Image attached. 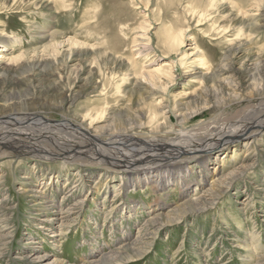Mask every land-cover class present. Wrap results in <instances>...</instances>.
I'll return each instance as SVG.
<instances>
[{
  "label": "rangeland",
  "instance_id": "obj_1",
  "mask_svg": "<svg viewBox=\"0 0 264 264\" xmlns=\"http://www.w3.org/2000/svg\"><path fill=\"white\" fill-rule=\"evenodd\" d=\"M0 45V117L65 119L99 145H208L264 102V0H0ZM157 68L169 78L153 87ZM156 99L167 126L151 132ZM1 127L0 153L8 140L20 154L0 156V264H264V131L214 149L204 170L181 157L185 196L136 184L115 151L70 130Z\"/></svg>",
  "mask_w": 264,
  "mask_h": 264
},
{
  "label": "bare ground",
  "instance_id": "obj_2",
  "mask_svg": "<svg viewBox=\"0 0 264 264\" xmlns=\"http://www.w3.org/2000/svg\"><path fill=\"white\" fill-rule=\"evenodd\" d=\"M188 12H192L193 16L198 15L197 12H194L191 9H189ZM183 37L184 35L182 34V32L178 33L177 35H173V33H171L169 35V44L171 46H175L177 48L176 50H180L183 43ZM130 66L133 68L131 64ZM166 73L169 72H166L162 68H157L154 74L156 77H150V74L148 75L149 83H151L153 87H156L157 84L161 85V79H163V77L169 78ZM117 77L118 76L116 75H110L109 78L110 80H112V82H114ZM141 78L145 79L143 76H141ZM120 80L121 82L126 81V76L121 77ZM114 88L115 90H118L119 86L116 84ZM156 94L160 93L157 90H153L152 92L147 93L146 95L153 97ZM165 108H168V102L163 101L162 99H156L152 103H150V107H146L145 112L147 113L148 120L146 126H149L151 128V132L162 131V126H167V120L164 115L168 112H165ZM255 112L256 113L254 117H252V119L245 118V120H240V125H238V127L235 129V132H230L224 137H217L216 140L211 141L212 143H209L208 145L203 146L201 145V143H199V146L196 145L192 147H187L185 145L183 146L181 144H176L177 141L162 142L160 140L145 139L139 140V144H135L133 148H128L129 150H124V147H122V143L125 141L130 142V140H132V137L129 135H125L128 140H122L118 138L115 140L113 139L111 141H106L103 145H99L95 142L98 140L96 139V136H92L90 134L91 132L88 129L82 127L81 125H74L70 121L65 119L60 121L59 123L52 124L43 117L38 116L36 114H16L15 112H13V110H10V112L6 116L0 117V140L6 136L5 133L2 134L3 132L1 130V125L12 126L13 128L11 127L6 131L15 133L18 136L28 135L34 138L42 136L43 134V136L48 135L54 139V137L60 135L63 131L70 130L68 132H71L72 134L75 133L74 135H77L80 138L87 140L89 143L97 147L99 151H102V153H108L109 151V153L111 152L113 154V152L115 151L116 155L120 156V163L118 166L121 168H125L127 176L130 177L131 180L133 179L136 184H145L147 186L152 184L155 185L153 186V188H158L159 186L156 183H160L159 190L161 191H163L164 189H166L167 186L170 185L178 187L181 186V189L185 187L183 191L180 189L182 191L181 193L185 195V191L188 190V188L186 189V187H188V183H184V185H182L184 177L187 173L186 167L183 168V165L185 161H188V159H181V157L187 155L190 158L194 157L197 160H203V162H201L200 168L204 170L206 168V162L209 159V155L214 149L226 148V146L230 143L238 142L248 137H255L256 135H259L264 131V120L260 122L257 121V114L261 115L264 113V102H260L259 105L255 107ZM180 116H182V114ZM86 118H88V116H84L83 120H85ZM185 119L186 116H183L182 123H184ZM160 120H163L161 124L159 123ZM35 134L38 135L36 136ZM92 138H95L96 140ZM132 142L135 143L134 140H132ZM14 145L15 144H13L11 141L9 142L7 140V142L4 143V146L9 150L1 151L0 156H18L20 154L18 146ZM65 215L62 216L61 220L66 219ZM159 220L160 219H153L151 221V223L153 224L151 225V227L158 226L160 224ZM143 231V229L139 230L137 240H135L133 246L138 244V241L141 239Z\"/></svg>",
  "mask_w": 264,
  "mask_h": 264
}]
</instances>
